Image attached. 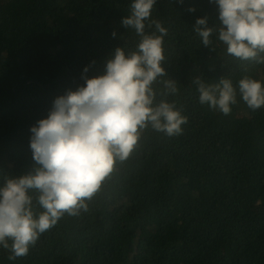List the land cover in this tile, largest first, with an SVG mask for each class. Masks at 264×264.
<instances>
[{
  "label": "trees",
  "instance_id": "1",
  "mask_svg": "<svg viewBox=\"0 0 264 264\" xmlns=\"http://www.w3.org/2000/svg\"><path fill=\"white\" fill-rule=\"evenodd\" d=\"M131 2L0 0V185L33 172L30 129L84 84L85 67L101 75L115 48L135 50L140 38L121 23ZM218 15L210 0H157L165 79L178 88L157 99L188 118L182 134L145 130L87 212L66 214L24 257L0 248V264H264V107L249 109L238 91L245 76L264 85V64L229 56L218 32L203 46L193 26L207 17L218 28ZM196 77L232 81L230 115L199 103Z\"/></svg>",
  "mask_w": 264,
  "mask_h": 264
},
{
  "label": "clouds",
  "instance_id": "2",
  "mask_svg": "<svg viewBox=\"0 0 264 264\" xmlns=\"http://www.w3.org/2000/svg\"><path fill=\"white\" fill-rule=\"evenodd\" d=\"M156 2L132 0L130 15L121 21L140 38L135 50L115 48L101 75L89 78L85 67L84 84L58 96L47 117L31 127L33 172L10 176L0 185V248L9 251V260L26 256L66 214L87 212L117 163L129 159L145 130L168 137L182 134L188 118L174 102L157 99L176 94L178 88L175 80L165 79L163 43L168 33L151 19ZM210 2L218 7L220 26L208 27L207 17L196 20L193 31L203 46L210 47V37L218 32L217 39L229 56L264 64V0ZM153 25L155 32H147ZM192 83L197 85L201 105L231 114L237 88L230 79L207 84L196 77ZM157 84L163 85V91L155 90ZM238 91L249 109L264 107L261 81L245 76L238 82ZM37 206L42 211L37 213Z\"/></svg>",
  "mask_w": 264,
  "mask_h": 264
}]
</instances>
